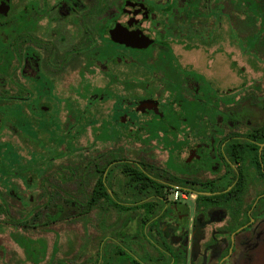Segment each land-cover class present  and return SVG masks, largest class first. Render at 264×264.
<instances>
[{"label":"flooded vegetation","instance_id":"obj_1","mask_svg":"<svg viewBox=\"0 0 264 264\" xmlns=\"http://www.w3.org/2000/svg\"><path fill=\"white\" fill-rule=\"evenodd\" d=\"M22 121L77 158L29 167ZM22 207L0 264H264V0H0V221Z\"/></svg>","mask_w":264,"mask_h":264},{"label":"rangeland","instance_id":"obj_2","mask_svg":"<svg viewBox=\"0 0 264 264\" xmlns=\"http://www.w3.org/2000/svg\"><path fill=\"white\" fill-rule=\"evenodd\" d=\"M25 123V125H24ZM21 124L24 125V127H21ZM27 124V125H26ZM19 131L27 136H30L31 138H34L36 144L39 145V147L37 145L34 144H30L28 142H24L23 143V148H19L17 147L22 155H27L28 151H33L34 149L37 150L35 152L34 155L31 154V152H29L30 154L28 156L31 157H36V160L33 161L32 164H29L28 166H38L40 167L39 169H41L42 167H45L49 164H51L53 162V160L55 158H63L64 159H57L54 163H62L64 164L65 162H72L74 161L77 157V153L79 152L77 150V148H72V144H73V138L71 136L66 137V136H62L61 135V131L59 130L60 127L54 126V125H49V126H39L37 124H34V122H30V121H22L19 124ZM46 129V133H47V139L46 141H40V136L38 137V131L39 129ZM31 130V132H30ZM36 132V134H35ZM13 133V132H12ZM15 133V132H14ZM38 139V140H37ZM15 141V142H14ZM73 141V142H72ZM14 143L16 144H20V142L13 140ZM50 143L55 144L56 146H59L58 149H53V147L50 145ZM77 147H83L82 149H89V146H91V144L87 143L85 140L81 141V142H75ZM61 147V148H60ZM41 149V151H39ZM44 154V155H43ZM70 155V156H69ZM67 156H69L68 158H66ZM37 167V168H38ZM72 189V188H70ZM16 217L20 216L19 214H14ZM11 218H9L10 220ZM13 221V220H11ZM11 221L10 222H6L5 221H0V230L2 232H0V236H4L5 234H2L3 231L6 230H10L13 229L12 225H11ZM90 221L92 222L91 224L87 223V226L89 229H96L93 224H94V217H90ZM32 222V221H31ZM38 227H36V230H45V229H50V230H80L82 228H84V223L80 224V219H75V218H70L68 217L67 220H57L56 222H51L49 225H44V224H48V219L44 218V216H40L39 219L36 221ZM41 224V225H39ZM35 228H27L26 230H33ZM1 238V237H0ZM7 245V243L2 242V239H0V246L5 247ZM9 256V255H8ZM7 257V253H3V251L0 249V258L5 259ZM10 257V256H9ZM0 261H2L0 259ZM260 264V263H259Z\"/></svg>","mask_w":264,"mask_h":264},{"label":"trees","instance_id":"obj_3","mask_svg":"<svg viewBox=\"0 0 264 264\" xmlns=\"http://www.w3.org/2000/svg\"><path fill=\"white\" fill-rule=\"evenodd\" d=\"M29 206H26V208H28ZM21 217L20 218H16V219H11L13 221H11V225L13 227V229H27V228H33L35 226L34 222H31L32 220L31 218V212L30 211H25L24 207L21 208ZM41 225V224H39ZM44 225H49L48 224H44ZM38 226V225H37ZM22 239V238H21Z\"/></svg>","mask_w":264,"mask_h":264},{"label":"built area","instance_id":"obj_4","mask_svg":"<svg viewBox=\"0 0 264 264\" xmlns=\"http://www.w3.org/2000/svg\"><path fill=\"white\" fill-rule=\"evenodd\" d=\"M174 197L177 198L178 197V193L175 192L174 193Z\"/></svg>","mask_w":264,"mask_h":264}]
</instances>
